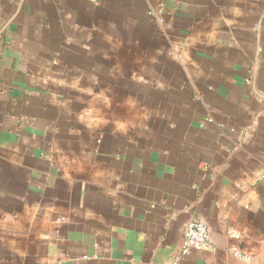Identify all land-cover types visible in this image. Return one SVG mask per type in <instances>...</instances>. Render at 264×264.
<instances>
[{
  "label": "crops",
  "instance_id": "obj_1",
  "mask_svg": "<svg viewBox=\"0 0 264 264\" xmlns=\"http://www.w3.org/2000/svg\"><path fill=\"white\" fill-rule=\"evenodd\" d=\"M263 174L264 0H0V264H264Z\"/></svg>",
  "mask_w": 264,
  "mask_h": 264
},
{
  "label": "built area",
  "instance_id": "obj_2",
  "mask_svg": "<svg viewBox=\"0 0 264 264\" xmlns=\"http://www.w3.org/2000/svg\"><path fill=\"white\" fill-rule=\"evenodd\" d=\"M258 182L264 185V174L260 176ZM227 235L230 238L239 239L241 232L236 228H230L227 230ZM211 241V233L205 222L202 220H192L188 222L185 228L184 241L172 264H179L183 257L189 256L194 251L211 247ZM234 256L244 261L251 260L250 255L244 254L240 250H235Z\"/></svg>",
  "mask_w": 264,
  "mask_h": 264
}]
</instances>
